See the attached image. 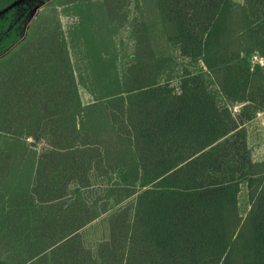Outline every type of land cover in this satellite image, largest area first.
<instances>
[{"label": "trees", "instance_id": "16d2710c", "mask_svg": "<svg viewBox=\"0 0 264 264\" xmlns=\"http://www.w3.org/2000/svg\"><path fill=\"white\" fill-rule=\"evenodd\" d=\"M88 1L0 0V264H264L247 130L264 0H102L134 52L120 91L84 106L58 11Z\"/></svg>", "mask_w": 264, "mask_h": 264}, {"label": "rangeland", "instance_id": "374dc122", "mask_svg": "<svg viewBox=\"0 0 264 264\" xmlns=\"http://www.w3.org/2000/svg\"><path fill=\"white\" fill-rule=\"evenodd\" d=\"M243 4L244 0H232ZM41 11V10H40ZM39 12V11H38ZM79 84L82 104L118 93L121 89L122 72L126 69L134 52V41L128 27L114 31L108 24L102 0H91L58 11ZM248 143L255 162H264V114H259L254 122L247 125ZM29 141H32L29 139ZM42 144L38 145V150ZM18 167L17 169H19ZM27 161L15 173L21 184L26 185L30 169ZM242 209L248 208L245 186L240 194ZM101 218L81 232L88 244L107 238V223Z\"/></svg>", "mask_w": 264, "mask_h": 264}, {"label": "built area", "instance_id": "2783aa9c", "mask_svg": "<svg viewBox=\"0 0 264 264\" xmlns=\"http://www.w3.org/2000/svg\"><path fill=\"white\" fill-rule=\"evenodd\" d=\"M256 60L260 61L261 63H264V60L262 58H258L257 56L254 57Z\"/></svg>", "mask_w": 264, "mask_h": 264}, {"label": "crops", "instance_id": "0c3cea01", "mask_svg": "<svg viewBox=\"0 0 264 264\" xmlns=\"http://www.w3.org/2000/svg\"><path fill=\"white\" fill-rule=\"evenodd\" d=\"M252 122H254V121H252ZM250 124H251V122H250Z\"/></svg>", "mask_w": 264, "mask_h": 264}]
</instances>
